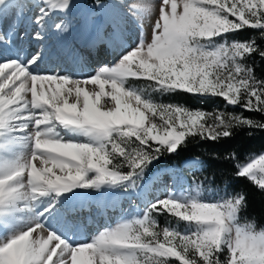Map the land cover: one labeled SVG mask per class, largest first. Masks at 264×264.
Segmentation results:
<instances>
[{"label": "snow or ice", "instance_id": "6c2138e0", "mask_svg": "<svg viewBox=\"0 0 264 264\" xmlns=\"http://www.w3.org/2000/svg\"><path fill=\"white\" fill-rule=\"evenodd\" d=\"M73 7V0H0V264H171L169 258L179 264H264V229L239 220L247 206L244 192L209 201L200 198L198 186L168 192L149 202L142 216L82 243L74 242L70 229L78 226L62 212L78 189L139 194L153 162L179 154L189 137L219 142L243 129L264 131V120L157 103L128 83L143 78L155 82L148 86L153 92L218 97L264 115V79L249 63L264 61V48L256 39L234 38L251 29L264 39V0H159L151 42L141 34L114 63L83 77L40 71L52 54L46 44L30 55L3 51L28 37L33 24L31 39L45 41L54 15L60 20L53 29L67 32L63 17ZM120 7L96 0L94 10L108 20L103 31L94 26L90 47L122 39L133 11L151 13L145 4L129 5L123 14ZM226 159L237 161V153ZM235 166L238 178L264 191V154ZM154 211L174 215L187 230H156Z\"/></svg>", "mask_w": 264, "mask_h": 264}, {"label": "rangeland", "instance_id": "374dc122", "mask_svg": "<svg viewBox=\"0 0 264 264\" xmlns=\"http://www.w3.org/2000/svg\"><path fill=\"white\" fill-rule=\"evenodd\" d=\"M82 1H83L85 8L87 9L93 8L89 6L84 0ZM110 2H112V0H108L106 3H110ZM116 3H119V2H116ZM130 3L132 2H129V4ZM119 4L121 5V7L119 8V11H121L122 9H125L126 12L130 11L129 6L122 5L121 3ZM143 4L148 5L151 8V13L148 15L142 16V15L137 14L135 11H133L131 16H126L125 17V20H126L125 27L129 29V36H127L125 41H122L121 39L113 40L111 43L110 49L108 48V50H110L111 52H113L114 50H117L119 54L118 58L121 52L123 51L124 47L134 45L135 43L139 41V39L141 38V34L143 35V38L146 43H150L152 40L153 26H154L156 19L158 18L159 0H144ZM100 23L101 21H99L98 26L100 27V30L103 31L104 28L107 26V24H102V23L100 24ZM46 30H47L46 32L49 34H53L54 36L58 35L56 31H54L48 25H46ZM59 41L61 42L60 38L52 41L51 43H54V42L59 43ZM70 44H71L70 39L65 40L64 41L65 47L63 48V50L69 51L68 45ZM107 47L108 46H106V48ZM56 50L60 51L61 49L57 48ZM65 53L66 52H63V54ZM68 55L70 56V53ZM102 58H104V60H102ZM110 58L107 57V55H104V57H101V62L99 63V65H94V67L97 69L98 66L107 64ZM111 62L112 61L110 60L108 64L110 65L114 63L115 60H113L112 63ZM64 65L65 67L67 66L66 64ZM95 68L94 70H96ZM128 83L132 85L133 87L145 89L146 92L149 95H151L152 99L157 103H170L169 101H167L168 94H161L159 92H153L151 88L148 87L150 84H154L155 83L154 81H148L143 78L141 79L130 78ZM97 90H98V87H97ZM217 111L225 112L221 109L216 108L213 114ZM225 113L229 114L228 112H225ZM261 154H264V152L253 156L246 163L250 162L254 158H258ZM194 161L196 160L192 159V160L186 161L184 163L185 167L173 165L169 167H162L160 169L159 168L156 169V161L153 162V164L147 170L144 179L141 181V184L146 187H144L143 190H138L139 194H135L131 191L124 192L122 189H118V188L117 189L105 188L100 191H96L94 189L75 190L78 193V195L76 196L74 200L70 201L69 203H74L75 201H77L78 197L82 195H83V198H86V199L87 198L88 199L97 198V199H102L106 202L112 201L111 199L112 197L110 198L111 195H124V197L126 198H124L125 200H123L125 201V203L123 202L121 204V206L123 205L122 212H121L122 207L117 209L119 220L115 221L112 225H107L106 228L98 226V228L100 227L99 231L95 228L94 230L86 234L85 233L76 234L78 231L77 229V231L74 232L73 239L75 238V236H77L79 238L84 237L83 238L84 241L82 242L90 241L96 235H98L101 231H104L107 228L115 227L118 223L122 222L124 219L138 218L143 215L144 211L146 210V206L148 205L149 202L154 201L158 198H164L168 194V192H174L177 194H180L181 192L187 193L189 190L194 189L198 186L200 189V198L205 201L222 200L223 198H226L225 193L226 192L230 193V192L226 191L223 188H212L209 186H205L197 180V178L195 177V173L200 172L202 170V167L198 162H194ZM164 169H167L168 171H163ZM124 170L126 171L127 169H124ZM93 208L94 207L92 205L91 210H93ZM96 208L97 209L95 211L100 209L98 207ZM66 210H68L67 206L62 208L63 214L66 213ZM91 214H93L92 211H91ZM151 215H152V218L156 221V230L158 231H162L164 227L175 228L182 232L187 230L188 226L186 222L179 221L177 217H175L174 215H169L166 211L163 212L162 214H158L157 212L154 211ZM158 218L162 219L161 223L158 222ZM100 220L103 221L102 216ZM240 223L242 225L249 224L248 222H244L242 220H240ZM73 229H70V230L72 231ZM80 229H82V226ZM257 230H260V229H257ZM169 259L171 261V264H179V262L175 261V258H169Z\"/></svg>", "mask_w": 264, "mask_h": 264}, {"label": "trees", "instance_id": "16d2710c", "mask_svg": "<svg viewBox=\"0 0 264 264\" xmlns=\"http://www.w3.org/2000/svg\"><path fill=\"white\" fill-rule=\"evenodd\" d=\"M95 4L96 0H87ZM106 1V0H105ZM240 41L256 39L258 45L264 48V39L260 38L258 30H245L234 37ZM255 68L258 79H264V61L258 57L249 60ZM170 103L183 104L191 109H200L213 113L216 108L229 114H242L246 117L264 120V115L245 112L239 106H230L222 98L197 96L187 93L168 94ZM251 131V135H249ZM237 153L238 160L226 159L231 153ZM264 152V131L243 129L236 132L230 139H221L219 142L203 141L189 137L186 146L182 145L179 154L165 155L156 161V169L172 165L184 166L190 159L199 160L202 167L195 173L197 180L205 186L223 188L230 193L244 192L247 195V206L239 214V219L252 223L257 229H264V191H260L254 182L248 178H238L235 163H246L253 156ZM162 219L158 218L161 223Z\"/></svg>", "mask_w": 264, "mask_h": 264}, {"label": "bare ground", "instance_id": "6f19581e", "mask_svg": "<svg viewBox=\"0 0 264 264\" xmlns=\"http://www.w3.org/2000/svg\"><path fill=\"white\" fill-rule=\"evenodd\" d=\"M114 2H119L125 6L135 5L138 8L140 4H143L144 0H114ZM129 2L132 3L129 4ZM73 3L75 4V7L71 9V11L67 16L63 17L64 23L69 28L67 32L58 34L56 36L46 32L45 41L43 42L35 41L31 39V33L37 30V26L33 24L30 25L29 28L30 35L28 37H26L24 40H16L13 44V47L4 48L3 51L6 52L8 56H13L17 49H22L25 54L30 55L31 53L36 51L39 47H41L42 44H46L48 50L52 54L40 66L39 69L40 71H48V70H55L57 72L67 71L73 75L81 76V77L94 74L95 72L94 65H99V63L101 62L100 55L101 53L106 51L105 44H101L98 48H94L93 49L94 54H93L90 52L91 49H88L86 51H79L78 47H75V42L80 36L81 39H83L85 42L89 44L90 38L94 36V26H98L99 21H101L102 24H107L108 18L103 13L99 11H95L93 8H88V9L85 8L82 0H73ZM120 12L123 14L126 11L125 9H122ZM35 14H36L35 9H32L29 12L30 16H34ZM58 20H60V17L58 15H54L49 20L47 25L53 29L52 27L53 23L57 22ZM122 36H123V38L121 39L122 41H125L127 36H129V29L125 27V25L122 29ZM58 38L61 39V42L59 41V43L57 42L51 43L52 41ZM69 39L71 42V44L68 45L69 51L63 50V48L65 47L64 41ZM107 46L110 49V46L108 44ZM57 48L61 49L62 51L61 50L57 51L56 50ZM95 50L100 52L95 54ZM63 52L66 53L63 54ZM108 52H109L108 57H111L109 59V62L110 60L113 62V60L116 61V59H118L119 54L117 50H114L113 52L109 50ZM69 53L70 56L68 55ZM103 59L104 58H102V60ZM89 61H93V62L90 63ZM64 64H66L67 66L65 67ZM87 87L89 88V90H91L97 86L88 85ZM110 198L112 199V201L106 202L102 199H97V198L86 199L83 198V195L79 196L77 201H75L74 203H68L65 205L68 207V210H66V213L63 215V219L65 221H71L77 226L78 223L81 224L82 229H80V232L76 230L77 231L76 234H84V233L86 234L94 230L95 228L98 231L100 227L106 228L108 223L112 224L115 221L119 220L117 209L121 207V204L123 203V200H125L124 198L126 197H124V195H111ZM92 205L94 207L93 208L94 211L91 210ZM96 207L100 209L95 211L97 209ZM91 211H93V214H91ZM98 214L102 216L103 221L100 220L99 217L101 216ZM98 226L100 227L98 228ZM75 228L76 227H74V229ZM83 238H79L75 236L73 240L74 242L82 243V241H84Z\"/></svg>", "mask_w": 264, "mask_h": 264}]
</instances>
